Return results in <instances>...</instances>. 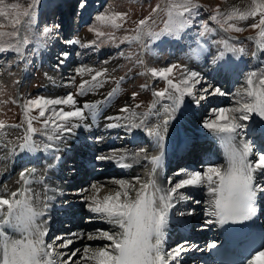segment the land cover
Masks as SVG:
<instances>
[{"label":"snow or ice","instance_id":"1","mask_svg":"<svg viewBox=\"0 0 264 264\" xmlns=\"http://www.w3.org/2000/svg\"><path fill=\"white\" fill-rule=\"evenodd\" d=\"M39 2L40 0H31V3L24 5L19 0H0V54L15 53L13 62L24 59L26 48L33 39L46 44L52 38L53 29L60 28L56 24L45 26L42 32L35 35L32 33ZM86 3L87 0H81L79 6L84 8ZM200 8L201 5L195 0H161L151 7L147 16L133 21L135 27L130 30V35L118 40V31L123 29L129 32L125 25L130 14L106 6L104 11L96 14L95 24L88 28L96 37L95 40L87 44L81 43L78 38L64 42L81 47L136 44L141 52L135 55L142 56L150 50L151 44L162 37L180 38L186 29L192 28L196 23L195 17L199 15ZM157 17L162 24L159 30H156ZM208 20L215 23L220 31L229 34L212 41L223 49L212 56V65L222 61L226 53H245L243 47L229 44L231 33L254 31L255 36H249L248 39L255 43L258 52H264V0H238V3L224 11L216 8ZM214 31L207 22L202 23L201 29L197 31V47L191 49L188 59L200 57L206 50L204 40ZM119 55L123 56L124 53ZM132 55L126 58L131 59ZM68 57V52H61L56 66H62ZM102 63L107 64L108 61ZM137 63L143 65L144 61L137 59ZM6 67H10L7 62ZM108 71L104 67L83 64L76 66L74 75L65 85L75 86L76 91L61 97H21L17 93L11 103L21 109V119L14 124H6L0 120V150H7L6 154L0 155V161H8L20 154L39 152L47 153L53 160L59 161V153L69 147V136L74 135L77 129L90 128L89 117L93 120L96 117L97 104L84 102L80 105L77 97L87 96L103 87L109 80ZM11 74L9 71V75ZM143 74L164 83L162 89L152 92L154 99L147 112L137 114L134 108L139 109L140 104H135L134 108L125 104L119 112L128 115L105 117L106 120L116 121L106 127H123L129 134L136 130L143 131L155 142L157 148H161L169 126L185 105L186 98L200 106L208 97L227 95L221 87L206 82L200 72L191 70L186 64L172 62L162 67H146ZM77 78L80 80L78 84ZM19 83V80L13 81L14 85ZM2 88L0 85V91ZM117 91L118 86L108 93V97ZM137 95L138 93L133 92L131 98L135 100ZM163 101L169 103H161ZM152 116L156 118L154 123L149 122V117ZM254 117L264 121V66L244 75L232 106L212 109L209 118L202 122L201 126L212 133L223 147L222 165L207 164L203 171L180 169L176 175L181 178L173 181L169 177L165 186L158 180L160 155H152L147 147H139L133 152L121 155L118 162L121 168L133 166L125 163L127 160L146 162L143 165L148 169L145 172L146 178L141 175L130 180L113 178L108 183L116 187L109 189L102 197L100 193L107 187L106 183L96 181L79 189L81 202L94 214L87 222L100 220L111 225V228L96 229L79 236L76 233L68 234L80 240L86 236L88 241L109 242L96 247L85 244L83 254L78 259L74 258L81 251L79 248L70 255L57 251V248H69L74 242L72 239L57 236L55 239L62 241L59 244L55 241L49 244L45 240L49 232L48 210L52 200V196L48 194L51 189L47 183V172L54 165L48 163L43 169V175H38L35 166L22 168L16 181L20 187L14 191H10L6 185L0 188V264H179L178 258L183 252L199 250L197 245H190L188 241L171 250L164 248L172 209L179 202L192 199L182 190L206 189L205 202L208 209L205 215L212 218L204 220L205 226L243 224L257 215V198L264 195V148H258L254 140L248 138V129L250 122L254 123ZM8 129L20 131L12 140H8ZM96 139L99 140L98 137ZM95 159L104 162L112 160L113 156L98 155ZM33 184L42 185V190L37 191L31 187ZM201 202L193 200L194 204ZM64 203L67 204L68 201ZM178 214L181 217L192 216L194 212L189 210ZM216 246L215 243L208 245L209 248ZM245 264H264V245L255 250L250 258H246Z\"/></svg>","mask_w":264,"mask_h":264},{"label":"bare ground","instance_id":"2","mask_svg":"<svg viewBox=\"0 0 264 264\" xmlns=\"http://www.w3.org/2000/svg\"><path fill=\"white\" fill-rule=\"evenodd\" d=\"M231 2L232 4H236L238 3V0H232ZM218 51L219 50L215 47V45L212 44L209 50H207V53L200 54L198 59H194L193 66L190 68L193 71L200 72L205 81L208 80V77L214 76V80L210 82L213 85L221 87V89L227 93V95L222 97H211L213 100H215V103H218L217 106H213L211 110L217 107H229L233 105L235 94L240 88L244 79V75L246 74L242 73L241 70V65L244 63V57L250 60L251 65L253 61L252 67L251 65H247V71L255 70L264 66V52H258L257 50L254 52L256 55H253L252 58L245 56L246 54L237 55L229 52L225 54L222 61H219L216 65H212V56L218 54ZM208 55L211 57H208ZM51 72L54 73V71ZM222 81H224L225 84L229 83V86L223 85ZM221 82L223 86L220 85ZM60 89L65 91L63 87ZM117 97V93L116 95L114 94V100ZM186 102L185 105L181 107V110L177 113L176 119L170 124L169 131L162 143L161 148H157L155 142L147 137L143 131L136 130L134 133L129 134L123 127L111 129L107 128V124L116 123V121L106 120L105 117H114L117 115L124 116L128 114H122L120 112L111 113L109 111L111 97H108V94H106L100 100L91 98L90 103L97 104L95 120L89 117L88 123L91 125L90 128L87 130L82 128L77 129L74 135L69 136L67 141L69 147L59 153L61 156L59 161L53 160L47 153L43 152L35 154H20L9 159L8 161H0V188L6 185L10 191H14L20 187L16 181L18 179V173L22 168L35 166L38 169V175H43V169L45 166L48 163H52L54 167L50 168L47 172V183L51 189L48 194L52 196V200L50 202L51 206L48 210V215L50 217L49 232L45 237V240L46 243L51 244L52 242H49L48 238H50L54 232L57 234H54V238L57 236H64L65 239H72L74 241L73 244L66 249L69 250L71 248L69 255L77 248L80 250L82 249L79 253H77L78 257L74 258L78 259L80 255L83 254V246L85 244L96 247L102 246L103 243L106 244L109 242L103 240L88 241L85 239L87 242L84 243L85 241L83 242L82 240L68 234L76 233L79 236L82 233L94 232L96 229H98V227L104 228L105 230H107V228H111V225H108L100 220H93L92 222L88 223L85 221H79L80 216H94L93 213L89 212L87 207L85 209V204L81 202L80 196L78 194L79 189L88 187L91 183L96 181L106 183L107 187H105L100 193V196L102 197L108 193L109 189L116 187L115 185L108 183L113 178L130 180L136 175H141L142 177L146 178L145 172L148 169L143 167L146 162L140 161L139 163H136L132 160H127L125 163H131L133 166L131 168H121L118 166L119 157L121 155L133 152L136 150L137 144L145 143L152 155L161 156L160 166L158 169V180L160 183L165 184V186H167V178L171 177L173 181L181 178V176L176 175L177 171L180 169H185L188 171L204 170H196L198 167H194V163L191 165L193 168L189 167L188 165L191 164V161H189V156L194 155V150L203 147L206 141L209 140L210 144H213L214 140L217 138L201 126L203 120L207 119L205 117L199 116L204 114V110H198L199 106H196L191 100H189L188 104ZM226 102L229 104H226ZM163 103L169 102L164 101ZM157 108H160V105H157ZM210 113L211 111L209 112L208 116ZM155 119L156 118L154 116L149 117V122L154 123ZM253 120L254 123L250 122V127L248 129V138L252 140L259 136V132L264 129V121H261L258 117H254ZM97 137L99 140L96 139ZM169 146V156L165 164V156L168 152ZM1 151L2 150H0V155H4L6 153V151ZM98 155H112L113 159L110 161L98 162L95 159V157ZM184 161L188 163L186 168L182 166L180 169L172 172V174L168 176V168L170 166L179 163L183 164ZM68 162H70V164H68ZM90 163L95 165V168L91 173H89V175L86 176V179H80V175L86 172V166L91 165ZM216 165H222V163L218 162ZM150 167L151 166L149 165L148 168ZM15 173L16 177L10 182H7ZM109 176L113 178H110ZM75 184L77 186H74ZM31 187L37 191H41L43 186L33 184ZM70 189L74 191H70ZM182 191L193 195V198L190 203L181 201L174 209H172L170 213V222L166 230L164 242L165 250H171L184 241H188L190 245L195 244L202 248V244L199 242V240L198 242L197 240H192V238L181 240L177 235V228L178 226L188 228L189 223L192 227H196V224L198 223L202 224L200 218H202V215H204L208 209V204L205 202L207 200L206 189L188 188ZM193 200H200L202 202L200 204H194ZM62 201H68V203H61ZM83 209L84 214H78V212H80L79 210ZM189 210L194 212L192 216L185 215L181 217L178 214L181 211L187 212ZM65 223H68L69 227ZM72 223L74 224L73 226ZM84 223L86 225L85 227ZM63 227L65 228L61 230ZM210 229V225H199L196 229L198 232L197 235H207L209 234ZM192 230L194 231V228H192ZM175 241L177 244L174 243ZM61 242L62 241L55 239V243ZM60 250L67 253V250L57 248L58 252H60ZM204 250L202 249L200 253L195 252V254H192L193 250L183 252L178 258L179 264H201L200 258L205 254ZM173 264H176V262H173Z\"/></svg>","mask_w":264,"mask_h":264},{"label":"rangeland","instance_id":"3","mask_svg":"<svg viewBox=\"0 0 264 264\" xmlns=\"http://www.w3.org/2000/svg\"><path fill=\"white\" fill-rule=\"evenodd\" d=\"M231 1L232 0H195L196 3L201 5V8L199 9V15L195 17L196 23L192 28L186 29L184 33L181 34L180 38L162 37L159 41L150 45V50L146 51V54L143 53L142 56H137L135 54L141 52V49L136 44L130 46L124 43L120 44L119 47L112 44H100L98 47H81L80 45H68L64 41L78 38L81 43L87 44L95 40L96 37L92 32L88 31V28L95 24L94 18L96 14L104 11L106 6H110L111 9L115 11L128 12L130 14V19L125 25V27L129 29V32H125L123 29L118 31L116 36L119 40L120 37L131 34L130 30L135 27L133 21H138L147 16L151 7L160 3L161 0H87L84 8L79 6L81 0H40L35 12V24L32 26V33L35 35L42 32L45 26L51 27L56 24L60 25V28L58 30L55 28L53 29L52 38L48 39L46 44L39 43L36 39H33L32 43L26 48V54L23 60H15V62H13L15 53L0 54V85L3 86L2 91H0V101H7V103H0V120H3L6 124L20 122L21 109L17 105L11 103V100L16 97L17 93H19L21 97H35L41 95L52 98L64 96L68 92L75 93V86L67 87L65 85L69 78L74 75V68L81 64L98 68H107L109 70V80L96 92L89 93L84 97H77L80 105L84 102L90 103L91 98L100 100L111 92L113 88H117L118 86V91L116 93H119V96L115 100L113 98L114 95L111 96V104L109 106V111L111 113L119 112V109L125 104L130 107L132 105V108H134L135 104H140L141 107L139 109L134 108L135 112L137 114L146 113L149 105L154 99L152 92L162 89L164 83L163 81L153 79L150 75H144L145 68L162 67L172 62L186 64L191 68L194 59H188L187 57L191 49L197 47V31L201 29L203 22H207L210 28L215 30L204 40V43L206 42L205 45H208L205 46L206 50L201 54L207 53V50L214 44L212 41L220 40L226 36L224 32L217 29L215 23L208 20V17L213 14L216 8H219L221 11L228 9L233 5ZM13 2H15V0H13ZM19 2L27 5L31 3V0H19ZM60 2H63L62 6ZM159 27H162V24L160 23V18L157 17L156 30H159ZM249 36H255V32L249 30L243 33H231L232 39L229 40V44L243 47L245 49V56L252 58L253 55H251L249 51H253L254 43L252 40L248 39ZM214 45L219 51L223 50L218 45ZM61 52H68L69 57L65 63L58 68L56 65L60 59ZM121 52L124 53L123 56L119 55ZM130 54H133L131 59L126 58ZM208 57L211 56L208 55ZM137 59H143V61H145L144 64L141 65L137 63ZM106 60L108 61L107 64L102 63ZM6 62L10 67H6ZM249 63L250 61H248L246 66ZM9 71L12 73L11 75H9ZM51 71H54V73ZM85 78L87 79L88 77ZM207 79L206 82H212L214 76H210ZM16 80L20 81L18 85L13 84V81ZM79 82L80 80L77 78L76 84ZM222 82L223 85L229 86V83L225 84L224 81ZM222 82L220 85H222ZM142 85H147V87H142ZM61 87H63L65 91H62L60 89ZM133 92L138 93L135 100L131 98ZM189 100L191 99L187 98V104ZM215 105V100L211 97L202 101L199 109L204 110V114L199 116L209 118L208 114ZM7 131L9 132L7 139L12 140L15 134L20 130L8 129ZM138 147H140V145H138ZM138 147L136 149H138ZM5 151L7 150L5 149L1 152ZM176 169L171 168L170 172ZM90 170H92V168ZM15 177H12L7 182H10ZM74 186L77 185L75 184ZM71 189L70 191H74ZM190 196L193 198V195ZM191 200L192 199H189L186 200L188 202H185L190 203ZM64 202L65 201H62L61 203ZM79 211L78 214H84V209ZM88 218L89 217L85 215L82 217L80 216L79 221L88 223ZM65 224L67 226L69 225L68 223ZM73 225L72 223V226ZM85 226L84 223V227ZM64 228L65 227L61 228V230ZM98 229L104 228L98 227ZM54 234L57 235L55 232L52 233L50 238H48L49 242L53 243V241H55ZM85 239L86 236L82 241L84 242ZM86 242L87 240L84 243ZM103 245L104 243L102 246ZM65 250H67L69 254L71 248ZM66 258L67 257H65V259Z\"/></svg>","mask_w":264,"mask_h":264}]
</instances>
